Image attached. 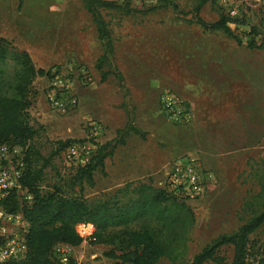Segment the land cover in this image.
<instances>
[{
    "label": "rangeland",
    "instance_id": "1",
    "mask_svg": "<svg viewBox=\"0 0 264 264\" xmlns=\"http://www.w3.org/2000/svg\"><path fill=\"white\" fill-rule=\"evenodd\" d=\"M159 1L133 0V4L140 9ZM165 1L191 13L198 0ZM103 16L121 82L112 75L100 81L95 64L102 50L81 0H23L21 5L18 0H0V38L26 52L36 69L51 75L36 78L31 86L27 113L35 136L26 145L31 151L24 166L34 169L47 162L42 192L58 186L68 191L77 167L64 159L58 143L85 141L92 122L102 126L97 144L111 139L110 129L138 126L145 135L139 140L162 153L163 170L181 155L200 157L211 175L208 191L200 200L182 202L193 222L178 260L190 263L215 239L235 232L263 204L258 196L264 188V48L249 50L247 41L251 28L260 27L264 0H213L201 8L199 16L205 22L227 18L241 44L221 32H204L170 9L130 16L103 12ZM56 73L71 78L78 102L66 113L52 109L47 99ZM166 91L187 104L192 114L189 124H174L166 118L159 103ZM153 178L151 187L157 190L159 181ZM94 181L95 186L84 191L87 200L112 198L118 191L111 188L115 181L108 176L96 173ZM19 196L21 206L23 194ZM140 225L137 222L133 227ZM77 231L85 240L94 229L81 225ZM252 239L264 240V225ZM84 243L72 252V264L112 260L107 257L111 247ZM219 256L230 264L232 249L221 248ZM159 264L171 263L164 259Z\"/></svg>",
    "mask_w": 264,
    "mask_h": 264
},
{
    "label": "trees",
    "instance_id": "2",
    "mask_svg": "<svg viewBox=\"0 0 264 264\" xmlns=\"http://www.w3.org/2000/svg\"><path fill=\"white\" fill-rule=\"evenodd\" d=\"M18 1L19 5L23 2ZM212 1L198 0L191 13H184L173 2L165 0L142 6L140 9L134 6L133 0H81L96 28L102 50L95 64L96 70L101 72L100 81L104 83L110 75L119 82L122 81L114 64V46L103 12L130 16L170 9L173 14L187 19L204 32H221L241 44L240 39L227 25V18H220L213 23L200 18L201 8ZM247 48H264V16L259 28H251ZM104 67H108L105 72ZM50 76V71L36 69L26 52L14 49L8 41L0 38V146L20 148L26 164L31 151L26 145L35 136L27 113L31 104V86L36 78ZM129 131L144 136L132 124H128L118 131L115 139L98 144L90 162L76 168L68 184V191L58 186L42 192L41 184L47 162L43 161L40 167L34 169L25 167L20 186L23 192L32 196L31 203L23 201L19 206L20 196L13 191L2 200L1 205L9 213L22 214L28 225L27 251L24 259L6 264H58L53 255L56 245L77 248L85 241L91 246L111 247L107 257L123 264H159L164 259L171 264H186L178 260L181 254L179 248L184 245L193 216L182 202L146 184L132 188L125 186L112 198L87 200L84 196L86 188L95 186L94 175H105L104 161L112 156L117 146L123 145V138ZM70 143L59 142V150L65 149ZM130 193L133 196L130 195V198L123 201ZM260 196L263 204L255 214L244 221L235 232L222 235L204 247L187 264H225L224 259L219 256L223 247L232 249L230 264H250L251 260L254 264H264V240L252 239L264 225V188L258 197ZM137 222H141L140 227H133ZM81 225H91L94 229L85 240L77 231V227Z\"/></svg>",
    "mask_w": 264,
    "mask_h": 264
},
{
    "label": "built area",
    "instance_id": "3",
    "mask_svg": "<svg viewBox=\"0 0 264 264\" xmlns=\"http://www.w3.org/2000/svg\"><path fill=\"white\" fill-rule=\"evenodd\" d=\"M47 99L49 106L57 112L66 113L75 109L78 102L73 94L71 78L56 73L48 88ZM159 103L170 122L187 125L192 121L191 110L173 92H163ZM89 128L88 139L70 143L64 149V159L75 167L86 166L96 151L102 126L92 122ZM24 169V156L20 148L0 146V264L22 260L26 255L28 225L21 213H9L1 205L2 200L13 191L23 194L25 203H31L32 196L23 192L20 186ZM210 179L211 175L204 170L200 157L181 155L167 164L158 189L178 202L196 201L206 195ZM73 250L65 245H56L53 255L58 264H72ZM91 260L94 261L95 257L92 256ZM97 264L123 263L112 259Z\"/></svg>",
    "mask_w": 264,
    "mask_h": 264
},
{
    "label": "crops",
    "instance_id": "4",
    "mask_svg": "<svg viewBox=\"0 0 264 264\" xmlns=\"http://www.w3.org/2000/svg\"><path fill=\"white\" fill-rule=\"evenodd\" d=\"M104 121L110 122L108 119H104ZM132 126L139 130L138 126L133 123ZM123 128L124 126L110 129L113 135H111V139L108 142L115 139L118 131ZM141 133L144 134V132ZM139 139L144 140L145 135L141 137L140 134H134L131 131L127 132L123 138V145L117 146L112 156L104 161V176H108L110 180H113L112 182L115 181L111 184V188L121 190L120 187H124L127 184H132V186L139 184L152 186L150 179L157 177L159 181L162 177V171H164L162 153L157 150L155 145L152 146L149 142L140 141ZM146 181L149 182L145 183ZM84 244L83 242L82 245Z\"/></svg>",
    "mask_w": 264,
    "mask_h": 264
},
{
    "label": "bare ground",
    "instance_id": "5",
    "mask_svg": "<svg viewBox=\"0 0 264 264\" xmlns=\"http://www.w3.org/2000/svg\"><path fill=\"white\" fill-rule=\"evenodd\" d=\"M89 227V226H88Z\"/></svg>",
    "mask_w": 264,
    "mask_h": 264
}]
</instances>
